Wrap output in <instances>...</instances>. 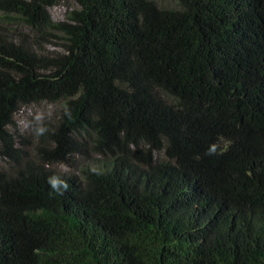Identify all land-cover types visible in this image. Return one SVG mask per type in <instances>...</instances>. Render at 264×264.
Here are the masks:
<instances>
[{
  "label": "trees",
  "instance_id": "obj_1",
  "mask_svg": "<svg viewBox=\"0 0 264 264\" xmlns=\"http://www.w3.org/2000/svg\"><path fill=\"white\" fill-rule=\"evenodd\" d=\"M71 1L0 0V264H264V0Z\"/></svg>",
  "mask_w": 264,
  "mask_h": 264
},
{
  "label": "rangeland",
  "instance_id": "obj_2",
  "mask_svg": "<svg viewBox=\"0 0 264 264\" xmlns=\"http://www.w3.org/2000/svg\"><path fill=\"white\" fill-rule=\"evenodd\" d=\"M159 8L161 9H180V5L177 0H153ZM79 8L78 4L71 0H60V2L49 8V13L54 21H65L67 14ZM4 28L12 34L11 26L4 25ZM15 29V28H13ZM17 31L20 32L25 31L29 32L28 28H17ZM24 29V30H23ZM48 50H54L56 47L53 43L44 45ZM62 110V103L54 104L49 102H43L40 104H34L28 107H24L20 110V112L15 116V129L29 141L28 149L31 153L34 152L35 146L38 143V128H46L50 125L56 123L57 118L59 117ZM72 160L75 163H79L80 159L77 157H73ZM3 165H6L4 162ZM57 169H61L64 172L76 171L75 168L67 165H56Z\"/></svg>",
  "mask_w": 264,
  "mask_h": 264
},
{
  "label": "clouds",
  "instance_id": "obj_3",
  "mask_svg": "<svg viewBox=\"0 0 264 264\" xmlns=\"http://www.w3.org/2000/svg\"><path fill=\"white\" fill-rule=\"evenodd\" d=\"M36 131H37L38 134H43L46 131V129L45 128H38ZM48 182L51 185V187L54 190H56V191L60 190L61 185H63V187L65 189L67 188V184L66 183H64L63 181H61V180H59V179H57L55 177H50Z\"/></svg>",
  "mask_w": 264,
  "mask_h": 264
}]
</instances>
